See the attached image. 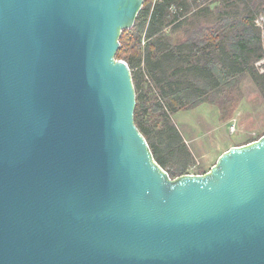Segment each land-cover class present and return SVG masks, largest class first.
<instances>
[{
  "label": "water",
  "instance_id": "water-1",
  "mask_svg": "<svg viewBox=\"0 0 264 264\" xmlns=\"http://www.w3.org/2000/svg\"><path fill=\"white\" fill-rule=\"evenodd\" d=\"M145 0H0V264H264V136L171 179L116 59Z\"/></svg>",
  "mask_w": 264,
  "mask_h": 264
},
{
  "label": "trees",
  "instance_id": "trees-1",
  "mask_svg": "<svg viewBox=\"0 0 264 264\" xmlns=\"http://www.w3.org/2000/svg\"><path fill=\"white\" fill-rule=\"evenodd\" d=\"M185 7L186 0H145L134 27L123 32L116 55V59L125 61L132 72L137 97L136 126L155 160L171 179L190 174L189 169L195 164L173 120L174 115L194 110L204 103H213L212 96L225 94L226 89L232 92L245 75L250 76L264 93V72L255 67L257 62L264 60V51L261 35L255 32L259 31L253 18L256 10L254 12L250 3L246 6L247 16L241 19L233 15L232 19H221L211 27L190 26L186 45L191 47L194 58L205 61L208 55L209 61L204 66L191 65L183 70L177 66V48L168 39L166 31H175L183 24L179 23V18L188 13L179 9ZM188 9H191L190 5ZM143 41L146 42L144 47ZM213 46L218 52L215 57L208 53ZM224 53L230 54L229 65L223 62ZM190 74L193 82L207 79L197 84L195 91L200 92V96L196 99L186 94L190 87L184 89L186 93L181 87ZM204 95L206 97H202Z\"/></svg>",
  "mask_w": 264,
  "mask_h": 264
},
{
  "label": "rangeland",
  "instance_id": "rangeland-1",
  "mask_svg": "<svg viewBox=\"0 0 264 264\" xmlns=\"http://www.w3.org/2000/svg\"><path fill=\"white\" fill-rule=\"evenodd\" d=\"M246 3H250L254 12L256 10L253 18L257 22L256 29L259 31L255 30V32L261 35L264 51V0H243L238 5L243 9ZM240 15L244 16L245 12L241 11ZM255 67L264 71V60L257 62ZM224 91L225 94L212 96L213 103L209 104L212 107L210 114L198 115L197 111L206 109V106H203L196 111L180 113L186 119H182V115L179 113L173 116L178 129L183 134H189H185L189 138L187 139L188 143L185 140L184 143L191 152L195 163L189 169L190 174L210 171L224 152L232 147L245 145L264 135V93L256 87L253 79L245 75L240 78L235 90L230 92L226 89ZM193 114H195L194 118ZM205 115L206 117H203ZM182 120L185 122L183 123ZM199 122L202 125L198 126ZM233 125H235L234 133L231 129Z\"/></svg>",
  "mask_w": 264,
  "mask_h": 264
},
{
  "label": "crops",
  "instance_id": "crops-1",
  "mask_svg": "<svg viewBox=\"0 0 264 264\" xmlns=\"http://www.w3.org/2000/svg\"><path fill=\"white\" fill-rule=\"evenodd\" d=\"M239 2H243V0H186V7L183 9H179L180 12L186 11L185 14L188 13L187 16L179 18V23H183V24L179 28L175 29V31H172V30L166 31L168 39H171L172 44L174 45V47L177 48L176 55L179 59L177 62L178 68L181 67V69L186 70V69L191 68V65L204 66L208 64V61H209L208 55H207V58L205 59V61L207 60V62H205L203 59H201L200 61V57L197 59L194 58V52L191 50V47L186 45V37L188 35L187 31L189 28H191L190 26L207 25L211 27V26H214L221 19H224V20L232 19L233 15L237 17V19L246 17L248 13L247 8H246L247 3L243 7V9H241L240 6L238 5ZM188 5H190L191 9H188ZM241 11L245 12L244 16L240 15ZM167 42L168 41H166V43ZM209 52L212 53V57H215L216 54L218 53L216 51L215 46H213L210 50H208V53ZM229 58H230V54L224 53L223 62L224 63L227 62V64L229 65L230 64ZM202 80L206 81L207 79H199V80H196V82H193L191 79V74H190L188 78L183 81L181 87L183 88V90L186 89L187 87H190V90H188L187 93L185 90L184 92L188 94L189 96H191L193 99H196L200 96V92L196 93L195 88L197 87V84H202ZM192 84L194 85V88L192 87ZM202 97H206V96L204 95ZM203 106H206V109L199 110ZM194 110L195 111L199 110L197 111L199 113L198 115H203L204 113L210 114V112H212L211 111L212 107H210L208 103H204ZM194 110H191V111H194ZM182 112L183 114H185V113H188L189 111H180L178 112L179 115H182L180 114ZM194 117H195V114H193V118ZM203 117H206V115ZM182 119H186L184 115H182ZM182 122L184 123L185 121L182 120ZM185 124L187 125V123ZM197 124L198 126L202 125L201 122ZM180 133L183 139L185 140V142L188 143L187 139L189 138V136H185V134L187 135L189 134L188 133L183 134L181 131Z\"/></svg>",
  "mask_w": 264,
  "mask_h": 264
},
{
  "label": "built area",
  "instance_id": "built-area-1",
  "mask_svg": "<svg viewBox=\"0 0 264 264\" xmlns=\"http://www.w3.org/2000/svg\"><path fill=\"white\" fill-rule=\"evenodd\" d=\"M145 44H146V42L143 41V43H142L143 47L145 46ZM261 72H264V71H261ZM231 129H232V133H234L235 132V125H233Z\"/></svg>",
  "mask_w": 264,
  "mask_h": 264
}]
</instances>
